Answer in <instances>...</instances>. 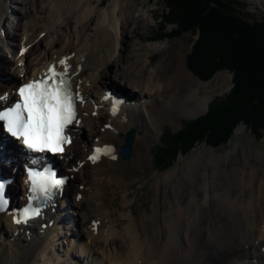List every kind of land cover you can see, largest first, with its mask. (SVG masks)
Here are the masks:
<instances>
[{
	"label": "bare ground",
	"instance_id": "bare-ground-1",
	"mask_svg": "<svg viewBox=\"0 0 264 264\" xmlns=\"http://www.w3.org/2000/svg\"><path fill=\"white\" fill-rule=\"evenodd\" d=\"M47 1L45 9L34 5V11L31 7L15 8L18 3L26 5L25 0H10L14 7L7 6L6 0H0V26L4 25L0 32L2 40L14 42L12 36L16 33L20 37V45L17 42L19 48L33 43L28 53L34 59L30 60L27 54L21 58L26 61L28 74L49 62L60 63L62 56H70L78 50L79 45L80 48L85 46L82 42L87 43L90 49H80L79 57L69 59L67 65H70L72 73L79 72L73 84L79 86L85 99H93L94 91L91 88L97 87L101 92L96 101L100 118L94 122L89 116L82 120L81 125L90 126L92 131L101 123L99 126L104 130L99 136L95 133L98 139L90 147L82 148L77 146L80 129L72 133V144L65 152L62 170L68 174L65 190L73 210L64 213V190L58 205L46 211L43 218L40 215L39 219L33 220L28 216V221L17 226L22 231L13 237L9 247L2 243L1 235L3 231H8L12 237L15 228L9 223L11 218L6 213L0 214V264H77L75 258L89 254L98 255L96 264H264L262 154L255 157L240 146L217 153L203 145L194 153L180 157L182 164L153 175L152 186L156 192L153 212L139 218L137 225L131 213H121V218H114L115 211L109 209L110 201L106 200V193L102 191L103 187L106 189L105 182L110 181V175L115 178L112 181L114 184H134V180L126 182L120 176L124 168L122 164L129 171L139 167L146 158V149L160 139V124L174 123L181 115L186 118L200 116L206 111L211 98L229 89L231 75L227 71H220L209 81H201L193 75L185 63L189 50L186 37L173 42H147L146 45L133 42L130 53L133 55L128 57L126 45L149 25L152 4L138 7L131 0H112L105 8L103 0H73L74 6L79 9L71 14L73 8H68V0ZM246 1L261 5L263 0ZM93 4H96L95 8ZM8 9L16 14L13 18L8 17L15 22L14 34L5 27ZM41 12H47V18L38 17L39 21L34 23L37 28H30L28 22L23 20L37 17ZM40 21L43 23L39 24ZM71 23L76 25L75 38H71V29L62 37H56L63 32L62 27L69 29ZM48 27L52 28V32L48 46L43 48L41 39ZM86 31H90V34ZM72 39L76 40L71 42ZM151 52L160 53L161 59L149 69ZM140 55L146 57L147 62L143 64ZM112 58H115L118 67L112 68ZM133 60H136V65ZM106 71H110L108 73H112L114 78L110 75L107 77ZM27 75L24 74V77ZM6 77L11 81L6 84L7 87L19 79L10 73ZM140 80L142 83L139 85L143 84L142 102L130 93L139 91L137 84ZM115 83L129 84L130 90L124 92L115 89L125 99V103L117 105V108H114L111 98L102 100L107 87ZM0 90L3 88L0 87ZM91 111L88 107L83 109L80 117H83V112ZM129 128H135L132 144L134 158L132 162L121 163L123 159L118 149ZM243 130L244 125H239L235 132ZM97 148H110L111 151L107 154L101 151L98 161H88V157L96 154ZM112 154L115 158H111ZM81 161L86 163V167H94L93 163L105 164L99 172L105 176L109 174V177L105 182L89 180L88 170L81 165ZM79 171L85 179L83 184L77 177ZM97 176L100 177V174ZM80 185L83 187L80 188ZM169 190L174 194L173 201L168 198ZM77 193L81 194V198H77ZM166 202L167 208L164 209ZM130 203L127 200L123 206L128 207ZM72 216H75L72 220L77 226L75 234L72 232L73 225L69 226L68 222ZM123 222L127 223L124 233L116 234L121 231ZM69 232L73 237L63 242L61 239ZM77 240L79 243L74 245L73 241ZM64 243L70 245L68 250L61 249L65 248ZM77 250L79 254L75 255ZM22 257L24 262L21 261Z\"/></svg>",
	"mask_w": 264,
	"mask_h": 264
},
{
	"label": "rangeland",
	"instance_id": "rangeland-1",
	"mask_svg": "<svg viewBox=\"0 0 264 264\" xmlns=\"http://www.w3.org/2000/svg\"><path fill=\"white\" fill-rule=\"evenodd\" d=\"M25 1L27 3L26 5L18 3L15 6L13 4H10V0H6V2H7L6 4H7V6H12V7L15 6V8H18V9L31 7L35 11L36 8L34 5H37L38 7L42 6V8L45 9V7H46L45 5L48 3L47 0H44V1L36 0V2H33L32 0H25ZM30 1H31V3H30ZM97 1L98 0H96V2ZM110 1H112V0H103V4L105 5V8L109 7ZM131 1H134L138 7H141L142 5H146L147 3H149V4L153 5L152 6L153 8L150 11L149 25L147 27L141 29V31H139V34H137V36H135L134 40L128 41V43L126 45L127 49L125 52L128 57H129V55H133V53L130 54L132 52L131 47H132V45H134L133 42L146 45L147 42L150 43V42H155V41L173 42V41H176V40L183 38V37L187 38V47L189 49L187 54H186V60H185L186 65H187V57L188 56L189 57L192 56V60L195 63L197 61L196 57L199 54L203 58V61L205 62V64L207 62L208 66H212V65H214V62H217V61L210 60V56H212V55H210L211 53H213V55H216V54L219 55L220 57H222V59H224V61H227L228 59L231 60L233 58L232 56L235 54V59H233V60L236 62H239L242 60L241 57H242V54L244 55V49L250 55L249 48H250L251 44L249 42H246V41L243 42L244 40L239 39V38H237L238 40L235 43H233L234 41H232L231 43L226 42L228 35L230 37L233 36V34L230 32V30H222V29L210 28V27L209 28L207 27V29H206L205 28L206 26L205 27L203 26L204 27L203 38H201L200 42H197L199 40L198 30L191 29V30H188L185 32H180L179 27L180 28L184 27L185 25H187V22L189 21V19L187 17L184 18L183 16H181L180 24H173V23L167 24V23L163 22L162 17H164V15L167 12V6L163 0H131ZM204 1L206 2V3H204V5L207 6L208 9L214 6V3H212L211 1H209V0H204ZM221 1L222 2L225 1V2H229V3L230 2L235 3L233 5V7L235 8L234 17L238 20H241L244 23L253 24V23L264 21V0L262 1L261 5H259L258 2L250 3L246 0H221ZM32 4H33V6H31ZM95 5L96 4H93L92 7L95 8ZM191 5H193L195 7V10L200 9L198 6H196L199 4L194 0H193V4H191ZM67 6H68V8H71V9L73 8V10H71V14L74 11L79 9V7L74 6L73 0H68ZM190 7H192V6H190ZM74 8H75V10H74ZM173 8H175V5H173ZM185 10H187L188 12L191 11V13H192V10H190L189 8L185 9ZM195 10H193V13H195ZM15 11H17V10H15ZM17 13L19 15H21L20 12L17 11ZM14 16H16V14H14L12 12V10L8 9L7 13L5 15V20L7 21V22L5 21V25L10 27L9 31H11V33L14 32L13 26L15 25V22L11 21L9 18H11V17L13 18ZM192 16H193V14H192ZM38 17L39 18H41V17L47 18V12H45V13L41 12V13H38L37 17H34V16H33V18L27 17L25 19L23 18V20L28 22L27 24L30 25L29 26L30 28H32V26L37 28L38 26L34 25V23L39 21ZM43 21H40L39 24H42ZM214 22H216V21L214 20ZM214 22H212V23H214ZM215 24H218V23L216 22ZM75 26L76 25L74 23H71L69 25V29H65L62 27L61 29L63 32L62 33L59 32V34L56 37H62L61 35L66 34V32H69L71 29V32H72L71 38L72 37L75 38V35L73 34ZM214 27H216V25H214ZM48 28L49 29H47L42 35V39H41L42 43L41 44L43 45V48L48 46L50 35L52 32V30H51L52 28L51 27H48ZM0 31H1V28H0ZM84 32H85V30L82 31V34H84ZM207 32H209L208 35H207ZM27 33L30 34L31 31L28 30ZM86 33H88V35H89L90 31H86ZM22 34H24V32ZM25 35H26V33H25ZM230 37H229V41L234 40L233 37H231V38ZM18 39L19 38H17V41H18ZM75 40L76 39H72L71 42L72 41L74 42ZM195 43H196V46H195ZM82 44H83V46L85 45L86 47L84 46V47L80 48V45H79V47H78L79 51L76 50V52H74L75 53L74 59H77L79 57L78 55L81 54L80 49H85V50L90 49V46H88L87 43L85 44L82 42ZM221 48H223V49H221ZM149 55H150L149 56V60H150L149 69H151V68L155 67L156 64L159 62V60L161 59V54L158 52H151V53H149ZM236 56L237 57L239 56L238 57L239 59H236ZM260 56L262 57V60L264 63V55L262 53H260ZM146 59H147L146 57H142V55H140V61L143 64L145 62H147ZM112 60H111L112 68L118 67V64L115 61V58H112ZM131 61L132 60H130V62ZM133 62H135L134 65L137 64L136 60H133ZM125 64H128V63H125ZM262 67H264V66L262 65ZM186 68L190 71L189 67H186ZM220 71H227L231 75L230 87L228 90H226L222 93H218L213 98H211V100L208 102V105H207L208 107H207L206 111H204V113L201 114L202 116L205 115V113L208 111L210 104L213 102V100H221L222 98L224 99L225 96L231 91V89L234 85L233 84L234 74L231 71H229L227 68H219L207 80H202L200 78H198V79H200L201 81H209L214 77V75H216ZM108 72H110V71H106V74ZM109 75L112 78H114L112 73L111 74L108 73L107 77ZM131 77L134 79V77L132 75H131ZM144 78H146V76ZM140 82H141V80L137 84L140 92L136 91L135 93L134 92H131V93H132L134 98H137L142 102L143 101V98H142L143 95H142L141 91H142L143 84H140L141 85L140 86L139 85ZM117 84L118 83H115V86H117ZM122 86L125 87V88H122V89H125V92L126 91L130 92L129 84H128V86L126 84H124ZM111 88H113V87H111ZM92 91H94V96L96 95L95 97L93 96V100L96 101L100 97L98 95H100L101 92H99V89L97 87L92 88ZM96 107H97V105H96ZM259 108L260 107L257 108V110L259 111V113H257V115L259 118L260 117L262 118V116L264 117V109L259 110ZM99 113L95 110V111H91L90 113H86V114L84 113L83 115H84L85 119L88 116H90V119L91 120L94 119V122H95V120L97 121V119L100 118ZM194 119H196V116H189L186 118L185 115H181L180 117L177 118V120L174 123H161L159 126V132H158V134L160 136L159 137L160 140L157 139L156 141H154V144H152L150 146V148L146 149V151H147L146 152V158L141 163V165L139 167H137L136 169L129 171L128 168L122 164V166L124 168H123V170L121 172L122 174L120 176L122 177V179L126 180V182L134 180V184H132V185L126 186V185H123V183H121L122 185H120L119 183L114 184V183H112V181L115 178H113L112 175H110V177H111L110 181L109 182L106 181L107 178L109 177L108 176L109 174H107V176H105L99 172V169L105 166V164H103V163H93L95 165L94 167H92L90 165H88V167H86V163L83 164L85 166V168H87L86 170H88L87 175L90 178L89 180H91L93 182H95V181L105 182L106 181L105 182L107 184L106 189L103 187L102 191H103V193H106V200L110 201L109 202L110 205L107 204L109 206V209L111 208L113 210V212L115 211L114 212V218L115 217L121 218V216H120L121 213H123L125 215H128L131 213L132 217L134 218L133 222L137 225L139 218H141L142 216L151 215V213L153 212V207H154L153 206L154 198L156 196V192L154 191V187L152 186L153 175L154 174H162V173L166 172L168 169L173 168L178 163L182 164L180 157H186L191 152L194 153L195 150L202 147L203 145L213 149L217 153L224 152L225 150H228L231 147L240 146L241 148L247 149L249 151V153L254 155L255 157H258L259 156L258 154L264 155V135H263L264 130H261V132L253 134V132L250 129H248L247 126L242 122L239 123L233 129V132L230 135L229 139L227 141L223 142L222 144L218 145V146L207 145L206 142L203 140L201 142H195L194 145L190 149L187 148L188 149L187 150L186 145L188 147V141H185L186 145L183 144L184 145L183 147L187 151H185V150L182 151L183 148L177 151L176 149L179 146L175 143L174 140L171 139L172 136L174 134H176L177 132H179L180 136H184L185 135L184 132H186V131L182 132V125H184V124H186V123H188ZM258 121H259L258 123H260V120H258ZM261 123H263V121ZM99 125H101V123ZM99 125L98 126L96 125V127H95L96 129H94V130H96L95 132H94V130H92L94 133L90 130V126H88V125L81 127V132L78 135V138L80 140L79 144L77 143L78 148L79 147L82 148L84 146L90 147V145L92 143L97 141L98 138L96 136H99L101 134V132H103V130H104V129L102 130V128ZM239 125H244V130H243V132L236 133L235 130ZM105 128L107 129V125H105ZM98 132H100V133L98 134ZM95 133H96V136H95ZM167 137H169L170 139L168 140ZM87 140H89L90 142H88ZM161 142H163V143L165 142V145H162ZM161 146H163V148H165V146H167L171 149V151L175 150V152H174L175 158H174L173 163L169 164L170 166L166 167L164 169H158L159 166H162V165H157L155 163V157H156L155 155L159 151L158 148H160ZM181 152H185V153L182 154ZM133 158H134V152L131 155L129 160H126V161L121 160V163H128ZM79 174H80V177H79ZM97 174H100V177H98ZM77 177H78V179H80L79 181H82V184L85 182V179L81 176L80 171L78 172ZM76 181H77V178H76ZM81 187H83V185H80V188ZM168 192H169V197H168L169 200L173 201L174 200L173 192L171 190H169ZM88 197H91V196L88 195ZM127 200H129V202H131V203L128 207H124L123 204ZM166 208H167V202H166L164 209H166ZM71 210H73V207L71 205H69L66 212L71 211ZM67 217H70V216H68V214H67ZM72 217L73 218H71V219H75V216H72ZM68 219H70V218H68ZM70 221L71 220H69V222ZM73 222H75V220ZM70 225H71V223H69V226ZM126 225H127V223L123 222L122 226H121V231L119 233H116V234L124 233V227ZM14 228H16V227H14ZM73 229L75 231L73 230L72 232H73V234H75L77 231V226H75ZM12 231H13V229H12ZM20 231H21L20 229L19 230L14 229V232L12 233L13 234L12 237H10V234L8 231H3L2 235H1L2 236L1 240H3L2 243H6L8 246L9 242L13 241V237L16 236L18 233H21ZM72 232H69L71 234L67 233L63 237V239H61V240L62 241L63 240H66V241L69 240L70 241V239L73 237ZM82 240H84V239H82ZM64 244H65V248L61 247L59 244H57V245L60 246L61 249L63 248L65 250H68V247L70 245L67 244V246H66V243H64ZM91 249H93V248H91ZM78 254H79V252L77 250V252H75V255H78ZM97 257H98V255H97ZM97 257L95 255L90 256V254H89L86 256L85 255L84 256L83 255L78 256L77 258H75V260L74 259L73 260L76 261L77 264H79V263L84 264L83 262H85V264H96L97 262H96L95 258H97ZM24 260H25L24 257H22L21 261L24 262ZM39 263L40 262L35 263V264H39ZM14 264H20V262L19 263L16 262ZM62 264H66V262H63Z\"/></svg>",
	"mask_w": 264,
	"mask_h": 264
},
{
	"label": "trees",
	"instance_id": "trees-1",
	"mask_svg": "<svg viewBox=\"0 0 264 264\" xmlns=\"http://www.w3.org/2000/svg\"><path fill=\"white\" fill-rule=\"evenodd\" d=\"M163 1L167 6V12L162 17L163 22L180 24L181 16L187 17L189 19L187 25L182 28L178 27L180 32L191 29L198 30L199 40L197 42H200L201 38H203L204 27L206 26V29L210 27L230 30L233 34L231 37L234 40L229 41L230 36L228 35L227 43L232 41L235 43L238 40L237 38H239L244 40L243 42L246 41L251 44L249 48L250 55L244 49V55L242 54V60L239 62L233 60L235 59V54L232 59L230 58L231 60L224 61L219 55L211 53L210 60L218 62H214L212 66H208L207 62L205 64L200 54L196 57L197 63H194L192 56L187 57V67L198 78L207 80L219 68H227L234 74V85L224 99L213 100L205 115L182 125V132L186 131L184 132L185 137L180 136L179 132L172 136L171 139L179 146L176 150L183 148L182 151H187L195 142L203 140L207 145L218 146L229 139L233 129L241 122L253 134L264 130V117L259 118L257 115L259 113L258 107H260L259 110L264 109V67H262L264 63L260 56V53L264 55V21L249 24L236 19L234 17L235 8L233 7L235 3L233 2L209 0L214 3V6L208 9L204 5L206 3L204 0H194L199 4L196 6L200 8L195 10V7L191 5L193 0ZM173 5H175V8H173ZM188 8L192 10V13L185 10ZM193 10H195V13H193ZM214 20L218 24H215ZM208 34L209 32H207ZM238 57L236 56V59H239ZM258 120H260V123H258ZM262 121L263 123H261ZM169 137H167L168 140L170 139ZM185 141H188V147ZM161 144L165 145V142H161ZM183 144L186 145L187 150L184 149ZM158 150L155 155V163L162 165L158 169L169 167V164L174 161L175 150L171 151L167 146L165 148L161 146Z\"/></svg>",
	"mask_w": 264,
	"mask_h": 264
},
{
	"label": "snow or ice",
	"instance_id": "snow-or-ice-1",
	"mask_svg": "<svg viewBox=\"0 0 264 264\" xmlns=\"http://www.w3.org/2000/svg\"><path fill=\"white\" fill-rule=\"evenodd\" d=\"M64 71L58 72L55 66L49 67L45 77L30 82L19 89L20 101L11 106L0 109V127L18 139L22 138L24 145L31 151L43 153L45 151H62L61 145L69 142L63 135L64 130L75 119V100L68 78V65L64 60ZM5 95L0 100H7ZM101 151L105 154L111 149H95V155L89 159H98ZM115 158V157H113ZM40 158L33 160L38 164ZM32 190L50 196L52 189L63 184V180L56 179L55 173L48 167L30 172ZM4 198V184L0 183V211L7 206ZM38 214L35 209L26 208L24 215ZM20 223V220L16 221Z\"/></svg>",
	"mask_w": 264,
	"mask_h": 264
},
{
	"label": "water",
	"instance_id": "water-1",
	"mask_svg": "<svg viewBox=\"0 0 264 264\" xmlns=\"http://www.w3.org/2000/svg\"><path fill=\"white\" fill-rule=\"evenodd\" d=\"M135 129L131 128L128 132H126L124 136V144L119 148V154L122 159L127 160L130 158L132 153V144L134 141Z\"/></svg>",
	"mask_w": 264,
	"mask_h": 264
}]
</instances>
